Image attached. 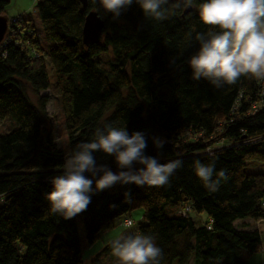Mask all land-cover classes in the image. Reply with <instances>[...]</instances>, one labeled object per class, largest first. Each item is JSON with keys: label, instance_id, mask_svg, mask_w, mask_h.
<instances>
[{"label": "trees", "instance_id": "16d2710c", "mask_svg": "<svg viewBox=\"0 0 264 264\" xmlns=\"http://www.w3.org/2000/svg\"><path fill=\"white\" fill-rule=\"evenodd\" d=\"M202 2L192 0L185 11L170 0L162 21L145 17L135 2L117 20L99 0H85V6L81 0L34 3L43 38L52 43L46 55L68 154L111 123L125 126L129 135L142 132L145 155L159 163L183 162L162 187L117 183L95 190L102 173L85 172L94 190L80 213L87 245L141 208V221L120 236L151 235L162 249L160 264H188L191 256L193 264H247L241 251L260 250V233L244 220L264 221V174L247 173L245 165L264 164V82L241 77L217 89L203 78L192 79L188 59L199 47L195 34L209 28L199 18ZM7 3L0 0V14ZM89 11L103 27L99 40L85 45L82 26ZM34 17L16 15L0 55V126L7 123L0 129V264H83L75 218L52 214L45 199L65 155L46 126L47 97L38 95L51 83ZM153 137L165 140L162 148ZM92 154L113 173L122 170L114 156ZM197 160L214 163V178L224 171L216 191L196 175ZM111 241L95 257L111 252Z\"/></svg>", "mask_w": 264, "mask_h": 264}, {"label": "clouds", "instance_id": "9594fccd", "mask_svg": "<svg viewBox=\"0 0 264 264\" xmlns=\"http://www.w3.org/2000/svg\"><path fill=\"white\" fill-rule=\"evenodd\" d=\"M103 9L119 19L135 2L145 17L156 21L167 18L170 0H99ZM192 0H175L174 8L189 7ZM199 18L207 31L197 32L198 50L189 57L194 80H207L215 88L234 85L241 77L264 82V0H203L198 8ZM157 148L165 140L153 137ZM147 141L142 132L128 134L126 127L105 123L97 127L94 139L77 143L66 155L61 174L51 177L53 188L45 194L49 210L54 215L71 219L85 211L91 202L89 193L95 180V190H104L117 183L162 187L182 166L179 159L159 163L157 158L145 155ZM102 150L114 156L121 171L113 173L106 164H97L94 151ZM215 159V158H214ZM134 165L143 167L134 168ZM196 175L209 191H216L224 171L214 178V163L194 162ZM126 198L128 194L126 193ZM131 227V224H129ZM111 250L119 264H160L162 249L151 235L128 234L111 241Z\"/></svg>", "mask_w": 264, "mask_h": 264}, {"label": "rangeland", "instance_id": "374dc122", "mask_svg": "<svg viewBox=\"0 0 264 264\" xmlns=\"http://www.w3.org/2000/svg\"><path fill=\"white\" fill-rule=\"evenodd\" d=\"M7 4L2 13L3 16L7 18L14 17L18 14L22 13H31L33 14L35 21V28L38 33L39 40L41 42V46L44 52V60L46 71L48 74L49 81L51 86L45 90L39 91L38 95H45L47 97V102L45 105V113L48 117L46 120V126L49 131L50 137L53 142L57 145L58 149L62 150L65 155H68V137L65 131L64 123H63V113L61 109V104L59 100V96L55 86L53 85L55 81L54 74L52 72L51 66L48 61V57L46 52L48 51L49 46L52 45L51 42L46 41L43 38V35L40 30L39 19L34 11V0H7ZM27 96L29 101L33 104H37L36 96L27 88ZM7 123L3 122L0 126L1 130L6 128ZM245 171L247 173H262L264 174V164L257 161H247L245 165ZM130 219L133 221L134 225L141 221L142 209L135 208L130 213ZM76 225H77V235L79 240V246L81 250V258L83 264H119L117 258L113 256L112 251L107 254H101L98 257H95L98 254L106 241L119 237L121 233L127 229L122 225V222L115 223L113 227L103 232L99 239L94 242L92 245H87L84 237L83 226L81 222L80 214H77L75 217ZM241 225L240 221H237L236 226L239 227ZM252 228H256L260 233L261 242L264 245V222H260L258 224L253 223ZM133 230V227L130 228ZM262 246V245H261ZM240 259L243 260L247 264H262L264 262V251L261 249L258 252L253 254L247 253L245 250H242L240 253ZM194 257L191 256L188 264H193ZM171 264H177V261L174 260Z\"/></svg>", "mask_w": 264, "mask_h": 264}, {"label": "water", "instance_id": "95a60500", "mask_svg": "<svg viewBox=\"0 0 264 264\" xmlns=\"http://www.w3.org/2000/svg\"><path fill=\"white\" fill-rule=\"evenodd\" d=\"M83 6H85V0H81ZM189 10V7L185 8V11ZM7 17L0 14V42L6 30ZM103 23L97 14L93 11H89L82 26V42L85 45L97 42L101 36Z\"/></svg>", "mask_w": 264, "mask_h": 264}, {"label": "built area", "instance_id": "2783aa9c", "mask_svg": "<svg viewBox=\"0 0 264 264\" xmlns=\"http://www.w3.org/2000/svg\"><path fill=\"white\" fill-rule=\"evenodd\" d=\"M35 1H37V0H34V3H35ZM15 19H16V16L11 17V18H7L6 30H5V33H4V35H3L2 40H1V42H0V53H1L0 55H3L2 49H3V47H4L5 44H6V37H7L6 33H7V29L9 28L11 22L15 21ZM262 97H263V96H262ZM263 205H264V200H263ZM185 211H188V209L185 208V209L183 210V213H184ZM129 224H131V226L133 225V221H132L131 219H129V218L124 219L123 222H122V225H123L125 228H128V227H129ZM260 249H261V251H264V245H263V244H262V246L260 247ZM262 264H264V262H263Z\"/></svg>", "mask_w": 264, "mask_h": 264}, {"label": "crops", "instance_id": "0c3cea01", "mask_svg": "<svg viewBox=\"0 0 264 264\" xmlns=\"http://www.w3.org/2000/svg\"><path fill=\"white\" fill-rule=\"evenodd\" d=\"M244 221H245V223H246V228H248V229H249V224L252 226L253 223L258 224V223L262 222V221L252 222V221L249 220V219H246V220H244ZM263 222H264V221H263ZM115 238H117V237H114V238H112V239H110V240H113V239H115ZM110 240H108V241H110ZM108 241H106V242H108ZM106 242H105V243H106ZM261 243H262V242H261Z\"/></svg>", "mask_w": 264, "mask_h": 264}]
</instances>
